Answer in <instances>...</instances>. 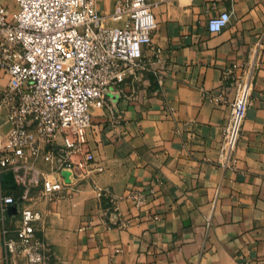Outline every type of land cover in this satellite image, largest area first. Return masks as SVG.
I'll list each match as a JSON object with an SVG mask.
<instances>
[{"label": "crops", "instance_id": "crops-1", "mask_svg": "<svg viewBox=\"0 0 264 264\" xmlns=\"http://www.w3.org/2000/svg\"><path fill=\"white\" fill-rule=\"evenodd\" d=\"M147 1L160 52L137 81L126 75L91 108L87 149L103 167L91 181L120 198L118 211L93 197L88 178L73 196L24 200L16 184L0 179L14 198L0 211V264L1 230L14 229L23 208L41 215L36 228L50 248L47 264H264V0ZM113 3L98 0L96 7L107 16ZM13 5L0 0L6 11ZM221 12L231 14L228 25L210 33L207 20ZM255 53L236 169H223L216 154L229 105L211 97L223 88L224 67L249 63ZM6 80L0 72V88ZM38 168L52 179L83 171L53 173L42 161ZM150 188L155 194L142 209L126 198Z\"/></svg>", "mask_w": 264, "mask_h": 264}, {"label": "built area", "instance_id": "built-area-1", "mask_svg": "<svg viewBox=\"0 0 264 264\" xmlns=\"http://www.w3.org/2000/svg\"><path fill=\"white\" fill-rule=\"evenodd\" d=\"M15 8L0 6V72L7 80L0 88V177L10 172L19 187L20 199L73 196L78 183L90 179L97 201L105 199L111 211L119 209V197L91 181L94 165L87 149L92 126L91 108L103 104L107 91L119 86L126 75L134 81L148 69L150 57L160 51L153 43L155 16L147 0H114L110 14H101L98 0H13ZM227 16L218 30L212 23ZM231 14L221 12L207 20V30L224 29ZM258 45V44H257ZM256 53L249 63H232L221 72L223 88L213 95L215 104L228 102L229 113L222 128L216 164L235 170L240 136L252 86ZM229 94L232 95L228 100ZM166 112H172L167 107ZM118 118L116 108L108 107ZM75 158H79L78 162ZM42 161L53 173L81 165L80 177H47ZM32 194V189H37ZM153 188L130 190L126 198L136 209L146 206ZM14 203L4 194L0 180V211ZM38 210L23 208L14 229L2 228L6 264H47L49 245L37 232ZM109 228V226H107Z\"/></svg>", "mask_w": 264, "mask_h": 264}, {"label": "water", "instance_id": "water-1", "mask_svg": "<svg viewBox=\"0 0 264 264\" xmlns=\"http://www.w3.org/2000/svg\"><path fill=\"white\" fill-rule=\"evenodd\" d=\"M1 180L10 183L11 185H15L12 174L10 172L4 173L0 177Z\"/></svg>", "mask_w": 264, "mask_h": 264}, {"label": "clouds", "instance_id": "clouds-1", "mask_svg": "<svg viewBox=\"0 0 264 264\" xmlns=\"http://www.w3.org/2000/svg\"><path fill=\"white\" fill-rule=\"evenodd\" d=\"M227 19H228V17L225 16V17H223V18L221 19V21H214V22L212 23V28H213V30H218L219 27H220V25H221L222 23L227 22Z\"/></svg>", "mask_w": 264, "mask_h": 264}, {"label": "rangeland", "instance_id": "rangeland-1", "mask_svg": "<svg viewBox=\"0 0 264 264\" xmlns=\"http://www.w3.org/2000/svg\"><path fill=\"white\" fill-rule=\"evenodd\" d=\"M12 8H15V5H13V7H12ZM67 174H69V172H67V173H66V175H67Z\"/></svg>", "mask_w": 264, "mask_h": 264}]
</instances>
